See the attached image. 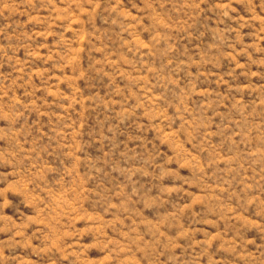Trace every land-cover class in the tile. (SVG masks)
Returning <instances> with one entry per match:
<instances>
[{"label": "rangeland", "instance_id": "rangeland-1", "mask_svg": "<svg viewBox=\"0 0 264 264\" xmlns=\"http://www.w3.org/2000/svg\"><path fill=\"white\" fill-rule=\"evenodd\" d=\"M0 264H264V0H0Z\"/></svg>", "mask_w": 264, "mask_h": 264}]
</instances>
